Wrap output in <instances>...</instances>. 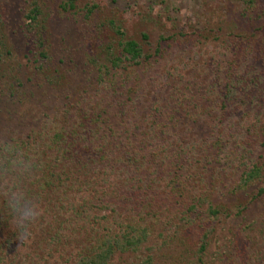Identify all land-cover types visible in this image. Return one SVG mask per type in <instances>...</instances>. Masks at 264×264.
Returning <instances> with one entry per match:
<instances>
[{
  "label": "rangeland",
  "instance_id": "374dc122",
  "mask_svg": "<svg viewBox=\"0 0 264 264\" xmlns=\"http://www.w3.org/2000/svg\"><path fill=\"white\" fill-rule=\"evenodd\" d=\"M63 5L64 0H0V148L4 139L26 135L38 137L31 148L39 142L48 147L64 122L94 114L116 129L113 150L124 151L127 144L134 149L127 160L101 164H108L110 179L128 178L119 197L131 216L168 215L176 223L191 203L203 205L192 219L196 223L168 238L154 264L196 259L209 227L206 264H264V0ZM37 6L46 31L41 46L27 18ZM125 40L141 45L139 64L122 55ZM116 56L114 67L108 57ZM185 152L188 161L180 160ZM254 166L262 177L245 186L242 177ZM210 202L228 212L204 216ZM38 222L34 235L42 227ZM25 241L14 244L17 252L8 245L24 264L26 255L35 262L52 246ZM116 261L142 262L133 253Z\"/></svg>",
  "mask_w": 264,
  "mask_h": 264
},
{
  "label": "trees",
  "instance_id": "16d2710c",
  "mask_svg": "<svg viewBox=\"0 0 264 264\" xmlns=\"http://www.w3.org/2000/svg\"><path fill=\"white\" fill-rule=\"evenodd\" d=\"M76 2L64 0L63 7L75 9ZM97 7L98 4H95L89 8V14H94ZM41 13L37 6L27 15L29 28L40 46L46 33L44 22L40 19ZM121 49L126 59L133 64L140 63L143 49L137 41L125 40L121 43ZM42 56L45 57L44 54ZM108 58L114 67L119 65L118 56ZM235 89L236 85H231L232 94ZM110 128L109 124H103L92 114L64 122L50 136L48 147L40 142L36 149L28 146L38 139L34 135L31 138L26 135L27 138L14 136L4 139V146L0 148V264H24L23 258H15L17 254L13 255L8 247H14L16 242L20 244L19 247L27 245L25 240L33 241L41 249L46 248V244L52 245L50 252L35 262L31 259L36 258L34 255H26L24 259L30 257L28 264H49L51 257L62 259L58 264H122L116 259L127 253L140 258V264H154L156 256L165 246L168 247V238L178 236L183 228L196 223L192 219L199 215L198 209L203 207L198 202L191 203L187 210H183V217L180 216L176 223L168 215L165 220L160 219L159 214L152 216L154 222L141 214L131 216L130 211L126 210L127 203L122 207L120 189L128 178L122 182L114 177L110 179L106 168L110 163L114 165V161L132 157L134 149L127 144L124 151L118 150L115 145L113 150L114 137L118 135L116 129ZM223 130L227 129L224 127ZM219 144H223L220 139ZM143 159L144 154L140 160ZM180 160L188 161L189 155L185 152ZM105 161L108 164L101 167ZM199 163L197 161L196 164ZM261 177V168L254 166L244 174L242 182L250 186ZM13 190L20 191L27 202L38 206L40 215L37 221L38 225H42L40 234L34 235L33 222L28 226L26 239L17 235L8 206L9 193ZM205 211L204 216L208 218H219L228 212L226 207L215 206L211 202ZM45 219L50 226L46 225ZM155 224H160L159 232L154 229ZM209 228L202 233L196 259H186L183 264H206L204 256L211 236ZM12 237L15 241H12ZM17 247H14V252L18 251Z\"/></svg>",
  "mask_w": 264,
  "mask_h": 264
},
{
  "label": "clouds",
  "instance_id": "9594fccd",
  "mask_svg": "<svg viewBox=\"0 0 264 264\" xmlns=\"http://www.w3.org/2000/svg\"><path fill=\"white\" fill-rule=\"evenodd\" d=\"M8 206L12 221L17 229V235L22 239H26L29 234L28 226L39 218L38 206L27 202L18 190L9 193Z\"/></svg>",
  "mask_w": 264,
  "mask_h": 264
}]
</instances>
